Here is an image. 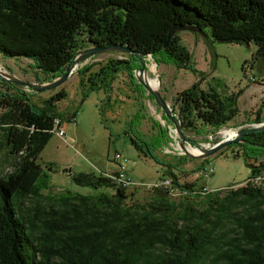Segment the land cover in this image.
<instances>
[{
	"label": "trees",
	"instance_id": "obj_1",
	"mask_svg": "<svg viewBox=\"0 0 264 264\" xmlns=\"http://www.w3.org/2000/svg\"><path fill=\"white\" fill-rule=\"evenodd\" d=\"M180 26L201 29L223 43H253V60L264 62V0H0V56L31 61L46 77H37V83L49 82L86 49L78 39L84 33L93 46L123 45L152 54L158 68L194 70L181 33L164 48L170 32ZM99 66L95 72L94 66L80 70L83 88L104 90L110 98L123 73L136 94L146 93L134 77L138 59L124 56ZM201 83L179 93L172 109L185 133L202 136L200 121L215 136L239 111L235 99L227 103L214 90L203 91ZM0 86L6 88H0V154L11 167L0 175V264H264V181L231 186L225 193L180 184L175 171L187 174L181 168L193 159L184 155L162 161L156 153L172 139L155 122L156 132L150 137L139 133L133 145L167 168L169 179L186 195L174 199L157 188L139 199L103 174L70 173L77 186L114 193L45 196L51 180L38 161L52 139L55 119L63 121L57 105L67 93L36 103L38 95L23 87L1 80ZM262 123L259 110L254 124ZM244 139L255 144L236 145V157L252 169L248 181L264 175V148L258 146L264 145V131ZM230 223L232 233L226 232Z\"/></svg>",
	"mask_w": 264,
	"mask_h": 264
},
{
	"label": "rangeland",
	"instance_id": "obj_2",
	"mask_svg": "<svg viewBox=\"0 0 264 264\" xmlns=\"http://www.w3.org/2000/svg\"><path fill=\"white\" fill-rule=\"evenodd\" d=\"M180 36L182 45L191 53L194 70L178 69L173 65L157 67L161 76V93L167 96L169 105L172 107L173 99L179 93L202 81L203 91L214 90L227 103L229 98L235 99V108L239 113L222 130L256 125L254 120L259 110H262L264 117V62L253 60L256 45L223 43L211 36L196 37L190 32H182ZM78 39L83 41L81 44L86 49L93 45L84 33L79 35ZM123 58L124 56L119 54H104L90 59L81 65V68L94 66L92 72H95L99 70V65L108 60ZM30 64L31 61L24 58L11 59L0 56V68L15 77L29 83H37V77L46 79ZM149 75L156 78L152 72H149ZM0 88L3 92L6 91L5 87ZM62 90L67 93V97L57 105V110L63 119L61 129L64 130L65 137L62 139L53 133L38 161L51 180L50 191L44 192L45 196H57L65 192L80 195H98L103 192L113 194L114 191L108 188L96 190L77 186L70 173H112L119 168L115 161L117 154L127 160L124 164L129 176L137 185L135 188L133 186L128 194L135 193L139 199L147 195L151 187L171 177L167 168L151 158H146L137 150L132 139H136L139 133L146 137L152 136L156 132L155 122H158L162 128L168 129L174 139L173 142L168 141L156 154L162 161L174 162L175 157L184 156L179 150L174 127L167 124L163 118L164 114L147 92L142 96L136 94L127 74L120 73L117 76L110 98L104 90L89 91L88 86L83 88L81 77L75 73L62 86L41 93L34 100L36 103L43 102ZM142 108L144 111L141 113ZM72 116L75 118L71 120ZM141 117L145 119L139 124L137 121ZM197 126L203 130L202 136L190 131L186 134L194 141L208 145L213 129L205 130L200 121H197ZM215 139L214 145L226 138L223 134H216L213 141ZM238 151L236 145H231L207 159L188 161L181 168L187 174L177 171L175 173L180 184L195 183L197 187L206 186L210 191H223L231 186H235L234 189L240 188L251 177L252 169L242 157H236ZM49 166L53 168L52 171ZM10 168L5 155L0 154V175ZM211 170L214 174L206 177ZM261 177L259 184L264 181V175ZM44 203H49V200L45 199ZM232 230L234 225L227 224L226 232L232 233ZM234 235L233 233L232 236Z\"/></svg>",
	"mask_w": 264,
	"mask_h": 264
},
{
	"label": "water",
	"instance_id": "obj_3",
	"mask_svg": "<svg viewBox=\"0 0 264 264\" xmlns=\"http://www.w3.org/2000/svg\"><path fill=\"white\" fill-rule=\"evenodd\" d=\"M182 32H190L194 34L196 37L197 36L208 37V35L205 32H203L201 29L191 26H180L174 28L170 32L168 36V41L164 46V48L167 49L173 37L177 33H182ZM104 54H119L123 56H131L138 59L140 63V68L135 72L134 75L135 79L141 86L144 87L146 92L154 99L160 111L165 115L168 123L174 127V133L176 134L177 137L179 150L183 152V155L188 156L193 160L207 159L210 156L215 155L216 153L224 150L225 148L231 145L254 146L255 144L245 140L244 136L248 134L264 131V123L258 125H252V126L250 125L240 129L236 127H232L226 130L233 131L235 136L232 138H226L218 144L214 145L213 134L210 136L211 142H209L208 145H203L194 141L190 136H188L184 132L182 121L179 117V114L172 109V107L169 105V103L161 93V76L158 73L157 70L158 65L156 63L154 56L152 54H143V53L135 52L131 48L123 45H110L107 47L93 46L91 48L79 51L75 55L72 62L67 66L65 73L62 76L49 82L29 83L19 79L18 77H15L14 75L2 70L1 68H0V80L3 83L18 85L20 87L25 88L27 91H31L39 95L41 93L49 92L62 86L70 78H72L75 75V73L78 74L80 72V70L82 69L81 65H83L90 59H93L95 57ZM154 63H156V65ZM152 67H154V69ZM149 72H152L156 76L155 79H157L158 81V85L156 87L150 84V81L148 79ZM74 118L75 116L70 117L71 120ZM226 130H222V131L220 130L216 134H222ZM258 146L264 148V145L262 144H258ZM190 149H195L197 150V152H191Z\"/></svg>",
	"mask_w": 264,
	"mask_h": 264
},
{
	"label": "built area",
	"instance_id": "obj_4",
	"mask_svg": "<svg viewBox=\"0 0 264 264\" xmlns=\"http://www.w3.org/2000/svg\"><path fill=\"white\" fill-rule=\"evenodd\" d=\"M61 127H62V121L60 119H55V125H54L53 133H55L60 138L64 139L65 132L63 129H61ZM169 136H170V133H169ZM171 136H170V138H171ZM171 139L173 142L174 138H171ZM168 152H171V151L168 150ZM115 161H117V163L119 164V168L112 173L106 174L105 176L106 177H114V182H116V183L118 181H127L129 183H132L134 188L137 187V185L134 183L133 179L129 176L128 170L126 169V166L124 164L127 162V160L125 158H122V156L120 154H117L115 156ZM213 174H214V171L211 170L208 174H206V177H209V175H213ZM257 180H262V177L259 176L253 180H248L246 182H252V183H255V185H256ZM157 188L165 189L168 192V194L174 199H177V198H180V197L186 195L185 192H182L180 189H178L175 186L172 179H166V180L162 181L159 185L151 187L149 190L157 189ZM209 191L210 190H208L207 187L204 188V190H203L204 193H207Z\"/></svg>",
	"mask_w": 264,
	"mask_h": 264
},
{
	"label": "bare ground",
	"instance_id": "obj_5",
	"mask_svg": "<svg viewBox=\"0 0 264 264\" xmlns=\"http://www.w3.org/2000/svg\"><path fill=\"white\" fill-rule=\"evenodd\" d=\"M152 68L154 69V67H152ZM148 79H149L150 84H151L152 86L156 87V86L158 85V81H157V79H154V78L150 77L149 73H148ZM222 134H223V136H224L225 138H232V137L235 136V135H234V132H233V131H230V130H226V131H224ZM220 136H221V135H220ZM190 151H191V152H197V150H195V149H190ZM110 178L114 179V177H110ZM259 181H260V180H257V181H256V184H259ZM118 184H119L122 188H124V189H126V190H131V189L134 188L133 185H132V183H129V182H127V181H118ZM254 184H255V183H254ZM132 187H133V188H132Z\"/></svg>",
	"mask_w": 264,
	"mask_h": 264
},
{
	"label": "flooded vegetation",
	"instance_id": "obj_6",
	"mask_svg": "<svg viewBox=\"0 0 264 264\" xmlns=\"http://www.w3.org/2000/svg\"><path fill=\"white\" fill-rule=\"evenodd\" d=\"M92 47H93V45H92ZM90 48V47H89Z\"/></svg>",
	"mask_w": 264,
	"mask_h": 264
}]
</instances>
